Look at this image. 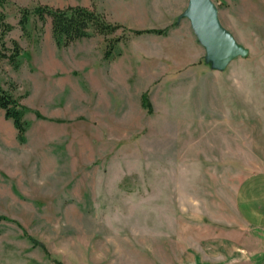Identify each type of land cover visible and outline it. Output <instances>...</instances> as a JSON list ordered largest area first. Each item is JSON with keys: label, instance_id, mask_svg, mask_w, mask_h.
Instances as JSON below:
<instances>
[{"label": "rangeland", "instance_id": "obj_1", "mask_svg": "<svg viewBox=\"0 0 264 264\" xmlns=\"http://www.w3.org/2000/svg\"><path fill=\"white\" fill-rule=\"evenodd\" d=\"M141 1L3 7L6 45L22 52L18 69L0 59V86L25 106L28 131L21 143L0 108V264H264V229L235 207L240 181L264 170V0L219 4L243 53L184 65L169 58L176 40L133 32L171 29L151 26L162 2ZM39 5H84L116 23L121 11L128 25L59 48L51 16L31 15L26 34L19 24ZM135 6L148 26H131Z\"/></svg>", "mask_w": 264, "mask_h": 264}, {"label": "trees", "instance_id": "obj_2", "mask_svg": "<svg viewBox=\"0 0 264 264\" xmlns=\"http://www.w3.org/2000/svg\"><path fill=\"white\" fill-rule=\"evenodd\" d=\"M9 0H0V59L7 58L9 62L18 69L21 65L20 56L22 47L17 40H12V46L8 47L5 42L7 34L13 30L14 25L7 21V15L3 7ZM36 15L43 23L47 16L52 17V33L59 48L67 47L77 40L91 37L94 33L107 36L120 28H125L122 24L112 22L105 13L99 12L96 8L84 5H68L65 7H52L49 5H39L33 10L30 8L21 9L19 24L26 34L28 33V23L31 15ZM135 34L156 33L167 34L168 30L159 28L135 29ZM122 38L107 39V49L105 57H113L114 45ZM143 105L152 109V104L147 94L142 95ZM0 108L5 112V117L11 119L17 129V138L23 143L26 141L28 122L25 119V106L20 102L10 90L0 86ZM38 117H43L37 112ZM6 216H0V221Z\"/></svg>", "mask_w": 264, "mask_h": 264}, {"label": "crops", "instance_id": "obj_3", "mask_svg": "<svg viewBox=\"0 0 264 264\" xmlns=\"http://www.w3.org/2000/svg\"><path fill=\"white\" fill-rule=\"evenodd\" d=\"M156 1H159L160 4L162 2V5L157 3L160 7L155 6V8H152L158 21L152 23L151 26L171 27L168 33L163 35V37L169 38L170 40L174 39L176 40L175 42H177L175 51H171L172 54L169 58L175 59L176 65L194 64L204 59L207 51L205 46L198 40L192 28L191 21L188 18L181 17L188 7L190 0ZM214 1L217 2L218 6L225 2L224 0ZM141 2L144 3L143 0ZM142 7L144 12L146 8L144 6ZM130 10L131 12L129 15L137 18V22L131 26H144L147 24L140 20L142 18L140 12L141 8L135 6ZM108 14L110 16L111 12ZM125 18H127V16L121 13V11L114 16L115 21L122 25L125 24ZM125 25L128 24L126 23ZM184 36L185 39H181ZM179 43L191 44V46L186 45L182 48L178 46ZM177 61L179 63H177ZM115 63L114 61L112 62L113 65ZM125 64L123 63L119 66V64L116 63V67H118V69L121 67V72L125 73ZM235 207L244 224L250 227L264 229V170L252 172L240 181L235 195ZM233 264H258V258L244 256Z\"/></svg>", "mask_w": 264, "mask_h": 264}, {"label": "water", "instance_id": "obj_4", "mask_svg": "<svg viewBox=\"0 0 264 264\" xmlns=\"http://www.w3.org/2000/svg\"><path fill=\"white\" fill-rule=\"evenodd\" d=\"M182 16L190 19L198 40L206 47L207 57L226 64L245 51L221 22L214 0H190Z\"/></svg>", "mask_w": 264, "mask_h": 264}]
</instances>
